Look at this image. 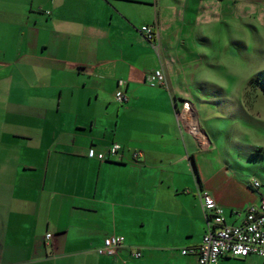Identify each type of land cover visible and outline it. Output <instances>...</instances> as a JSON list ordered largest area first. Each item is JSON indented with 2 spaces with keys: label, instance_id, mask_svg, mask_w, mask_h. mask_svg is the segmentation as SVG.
<instances>
[{
  "label": "crops",
  "instance_id": "crops-1",
  "mask_svg": "<svg viewBox=\"0 0 264 264\" xmlns=\"http://www.w3.org/2000/svg\"><path fill=\"white\" fill-rule=\"evenodd\" d=\"M247 1L0 0V264H199L181 250L207 229L202 191L226 224L244 221L264 177L230 165L192 103L199 136L177 112L207 83L183 49L241 13L264 25V0ZM156 69L163 86L147 83ZM110 235L124 238L112 257L98 252Z\"/></svg>",
  "mask_w": 264,
  "mask_h": 264
},
{
  "label": "rangeland",
  "instance_id": "rangeland-1",
  "mask_svg": "<svg viewBox=\"0 0 264 264\" xmlns=\"http://www.w3.org/2000/svg\"><path fill=\"white\" fill-rule=\"evenodd\" d=\"M239 5L241 10L247 9L248 1L240 0ZM241 16L244 17L237 27L207 31L212 33L211 40L197 41L191 45V51L183 49L192 64L199 66L195 70L201 75L199 79L207 82L200 89L192 80L196 95L188 94L183 99L194 105L200 122L208 121H205L208 130L205 134L210 140L216 138L221 151L229 152L230 165H236L233 154L241 156V164L255 171V179L261 182L264 177V25L249 22L242 13ZM256 75L263 78V85L252 84ZM257 147L263 148L261 156L254 155Z\"/></svg>",
  "mask_w": 264,
  "mask_h": 264
},
{
  "label": "built area",
  "instance_id": "built-area-1",
  "mask_svg": "<svg viewBox=\"0 0 264 264\" xmlns=\"http://www.w3.org/2000/svg\"><path fill=\"white\" fill-rule=\"evenodd\" d=\"M141 31L147 39L154 40L155 28L151 25H142ZM147 83L150 86H163L166 80L160 69L150 71L147 74ZM115 97L118 101L125 99L122 91H117ZM179 118L189 123L190 132L199 136L201 131L194 118L191 117V103L182 101V109L177 112ZM121 146L115 142L108 148L107 153H97L93 148L88 149L89 158L107 159L118 153ZM137 154V153H136ZM135 154V155H136ZM254 187H259L258 181H253ZM204 209L209 213L208 225L199 244L184 248L182 254H194L199 264H217L223 257H245L249 254L258 255L264 264V194L256 204L249 205L245 210V218L241 224H226L223 217V208L215 203L206 192H201ZM50 235H46L49 238ZM124 238L121 235H110L104 238L103 245L98 252L105 256H115L122 246ZM134 256H140V252H134Z\"/></svg>",
  "mask_w": 264,
  "mask_h": 264
},
{
  "label": "trees",
  "instance_id": "trees-1",
  "mask_svg": "<svg viewBox=\"0 0 264 264\" xmlns=\"http://www.w3.org/2000/svg\"><path fill=\"white\" fill-rule=\"evenodd\" d=\"M255 79H256V80H255ZM262 79H263V78H262ZM262 79H260V78L257 77V75H256V78H254V80L251 81V82H252L253 85H255V84H256V85H257V84L260 85V84L258 83V80H261V84H262V83H263V82H262V81H263ZM259 150H260V151H261V150L263 151V149H260L259 147H257L256 152H258ZM255 155H257V154H255ZM259 187H260V186H259Z\"/></svg>",
  "mask_w": 264,
  "mask_h": 264
}]
</instances>
